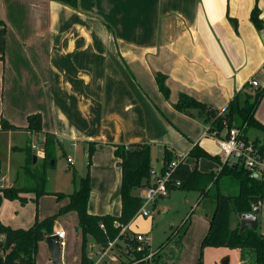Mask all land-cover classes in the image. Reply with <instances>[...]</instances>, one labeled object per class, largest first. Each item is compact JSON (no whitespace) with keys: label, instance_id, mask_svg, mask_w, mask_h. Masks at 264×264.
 Segmentation results:
<instances>
[{"label":"crops","instance_id":"0c3cea01","mask_svg":"<svg viewBox=\"0 0 264 264\" xmlns=\"http://www.w3.org/2000/svg\"><path fill=\"white\" fill-rule=\"evenodd\" d=\"M255 2L77 0L74 9L52 0H0V121L24 127L28 114L42 118L40 133L0 130L7 152L12 156L14 146L27 138L43 141L46 134L84 155L94 142L93 163L115 166L120 185L113 144H157L160 163L153 168L161 167L164 147L186 156L195 144L206 149L208 136L202 135L208 126L173 104L185 93L222 111L236 93L242 103L246 94L263 86L264 0L256 2L261 28L250 19ZM156 73L165 75L169 98L158 89ZM253 79L261 85H252ZM260 104L255 118L264 124ZM248 138L264 145V132ZM217 156L226 162L220 151ZM153 157L158 161L151 148V163ZM12 180L2 176L0 187ZM261 203L256 214L264 228ZM88 211L98 213L89 202ZM127 230L134 233L130 224ZM44 241L39 247L47 249ZM62 259L61 248L59 264ZM234 264H240V257Z\"/></svg>","mask_w":264,"mask_h":264},{"label":"trees","instance_id":"16d2710c","mask_svg":"<svg viewBox=\"0 0 264 264\" xmlns=\"http://www.w3.org/2000/svg\"><path fill=\"white\" fill-rule=\"evenodd\" d=\"M52 1L74 9L77 8V0ZM256 2L250 11V19L255 27L261 28L263 20L260 18V11ZM232 23L236 27L234 20H232ZM155 79L162 95L169 98V88L165 83V75L156 73ZM263 95L264 86H257L253 93L246 94L244 101L241 103L238 93H236L226 108L219 111L210 104L198 101L185 93H179L173 107L188 116H195L194 113H197L198 116L202 115L204 123L208 126L207 131L209 133L216 131L218 136H221L225 130L232 126L243 127L245 132L250 127L264 132V124L255 118V111ZM0 130H23L30 134L40 133L42 131V118L40 113L28 114L24 127L16 126L2 119ZM55 142L54 137L48 134L45 135L43 140V164L53 157L54 152L51 146H54ZM31 148L28 138L26 144L19 148L25 150V163L29 158L33 159L34 155L31 154ZM13 149L18 148L14 146ZM94 151L95 143H89L86 150L87 171L80 177L79 187L68 194L55 193L59 200L67 199L55 215L40 221L35 220L28 228H14L5 225L0 220V264H36L39 243L45 240L46 236L53 233L52 224L55 217L71 210L77 214V225L81 235L80 264H92L90 256L85 251L87 234L91 235L99 246H105L118 237L121 227L130 222L142 205L138 190L147 185L150 180V169L152 168L151 146L148 143L140 142L127 145L113 144V154L117 159V165L121 173L119 185L120 213L118 215L94 214L88 211L91 192L89 166ZM176 156L178 155H174L168 148H163L162 166L160 168L162 172ZM187 156L192 157L195 162L200 157L213 160L219 165V169L216 171H201L196 165L191 166L185 157L178 162L171 173L170 183L168 184L169 190L174 188L196 190L200 199L209 193L211 186L217 182L221 175L233 177L238 186L236 194H226L220 191L214 193L215 205L209 219L208 229L200 243L201 252L206 246L239 249L240 264H264V235L260 234L257 229L253 230L251 228L239 232L237 217L238 213L251 212L252 204L260 205L262 202L264 198V171L258 177L250 176L247 170L238 163H235V166L227 162L221 163L217 155H210L197 144L191 148ZM27 165H23L26 178H34L36 182L33 185L25 183L22 186L0 187V205L4 198L9 200L18 199L21 204H24L29 199L28 194H33L37 199L39 196L48 193L43 189L46 182L45 173L43 171L35 172ZM176 182H179V185H175ZM233 219L234 223H232ZM116 222L119 223V226H115ZM100 224H102V227ZM185 224L186 221H183L173 231V234ZM119 237L125 241L129 239L130 234L120 235ZM165 244L159 245L155 250L152 264H158L157 259L160 249ZM144 252L146 253V250ZM145 253L135 254V259H139ZM129 259L131 258L129 257ZM199 264H201V261H199Z\"/></svg>","mask_w":264,"mask_h":264},{"label":"rangeland","instance_id":"374dc122","mask_svg":"<svg viewBox=\"0 0 264 264\" xmlns=\"http://www.w3.org/2000/svg\"><path fill=\"white\" fill-rule=\"evenodd\" d=\"M255 80L258 85H261L257 79ZM194 114L204 124L203 116H198L197 113ZM258 114L264 117L263 99L259 106ZM173 129L179 135H182V132L174 123ZM255 132L263 133L259 129L250 127L247 130V136L252 138ZM182 137L188 141L185 136ZM204 140V147L206 148L204 150L210 155H218L219 149L216 141L210 136L204 138ZM35 141L37 143L30 141L31 147L33 144L36 147L31 148V154L39 158L35 162L29 158L25 163V159L23 160V156L26 155L25 150L19 148L23 147L26 142L25 144L21 142L22 146H16L18 149H15V153L10 156L5 148V138L3 136L0 137V162L2 163L0 178L10 175L13 178L10 183L11 185L22 186L25 183L33 185L36 179L26 178L23 172L24 164H28L27 167L35 172L43 171L46 177L43 189L48 192L47 194H43L37 199L32 195L24 204H21L18 199L9 200L4 198L2 200V222L11 227L15 226L14 228H28L35 220L40 221L55 215L64 204L63 200L65 199L59 200L55 196V193L63 192L68 194L73 192L79 187L80 177L87 171L88 160L81 149L74 148L68 143L60 145V143L57 144L55 142L54 146H51L54 152L53 157L43 164V153H41V156L38 153L39 149L43 148V141H40L38 138ZM150 146L158 158L157 161L153 157L151 164L157 166L158 162L160 163V156L158 154L160 147L152 143H150ZM179 153L182 157H186V161L190 165H196L200 170L216 171L218 169V164L213 160L200 157L195 162L192 157L186 156V153ZM68 157L72 159L70 162L67 161ZM52 160L54 161L53 164L51 163ZM9 164L11 168L8 171L7 166ZM114 167L110 168L103 162L93 163V160L89 166L91 185L89 209L92 212L102 214L107 212L97 210H109V214L111 212L115 214L120 213L119 179ZM3 183L6 182L4 181ZM216 191L226 194H236L238 192L237 182L231 176L221 175L217 182L211 186L209 193L200 199L199 193L196 190L171 189L168 194L157 199L154 207L152 204H148L146 209L150 215L148 217L136 216L130 222V230L146 234L149 238V244L154 250L159 245L166 243L160 249L157 259L158 264H199V261H201V264H223L222 262L225 259H228L227 264H234L240 257V252L236 249L206 246L201 252L200 243L207 231L209 219L214 209V193ZM183 221H186V224L178 229V233L173 234V231ZM232 223H234V219ZM261 226V223H259L257 231L264 235V228ZM57 228L64 230L67 234L64 239V246H62L63 263L61 264H80L81 235L76 221V212L71 210L58 214L53 221L52 230L55 231ZM97 248L98 245L93 237L87 234L86 253L89 256H93ZM36 264H51L48 249L43 244L38 248Z\"/></svg>","mask_w":264,"mask_h":264},{"label":"built area","instance_id":"2783aa9c","mask_svg":"<svg viewBox=\"0 0 264 264\" xmlns=\"http://www.w3.org/2000/svg\"><path fill=\"white\" fill-rule=\"evenodd\" d=\"M253 85H258L255 79L251 80ZM203 137H212L218 146L220 153L224 156L225 161L233 160L235 163L241 165L250 176L258 177L264 171V146L258 142L249 139L243 127L232 126L225 130V132L218 136L216 131L209 133L207 130L203 133ZM36 148L35 145H32ZM43 153V148L41 149ZM185 158L178 155L174 157L165 167L164 172L160 168L150 169L149 183L138 190V196L142 200V205L133 215L130 222L136 216L148 217L149 211L146 209L148 204L154 205L155 201L162 196L168 194L171 173L174 171L180 160ZM70 162L71 158L68 157ZM162 166V165H161ZM175 185H179L176 182ZM257 204H252L251 212L256 213L258 210ZM123 225L118 237L107 243L105 246H99L90 256L92 264H152L155 250L149 244V238L146 234L140 232H128V225ZM102 227V224H100ZM119 226V223H115ZM59 244L62 248L64 246L65 231H57ZM130 234L128 240H125L120 235ZM146 250V253L144 252ZM145 253L139 259H135V254ZM129 257L131 259H129Z\"/></svg>","mask_w":264,"mask_h":264},{"label":"water","instance_id":"95a60500","mask_svg":"<svg viewBox=\"0 0 264 264\" xmlns=\"http://www.w3.org/2000/svg\"><path fill=\"white\" fill-rule=\"evenodd\" d=\"M36 155L33 156V162L36 161ZM51 163L53 164L54 161L52 160ZM236 164L234 163L233 166ZM239 220V232L247 228H251L253 230L257 229L258 226V217L256 213L253 212H241L237 214ZM45 242L47 245V249L49 251V256L51 259V264H59L61 258V246L59 244V238L56 233H52L45 237ZM223 264L228 263V259H225Z\"/></svg>","mask_w":264,"mask_h":264}]
</instances>
